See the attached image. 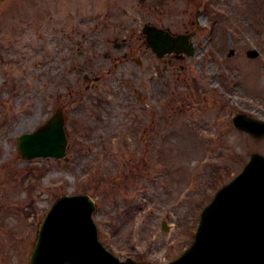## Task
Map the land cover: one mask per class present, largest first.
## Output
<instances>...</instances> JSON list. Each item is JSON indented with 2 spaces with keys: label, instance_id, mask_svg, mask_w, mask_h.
<instances>
[{
  "label": "rangeland",
  "instance_id": "1",
  "mask_svg": "<svg viewBox=\"0 0 264 264\" xmlns=\"http://www.w3.org/2000/svg\"><path fill=\"white\" fill-rule=\"evenodd\" d=\"M145 2L0 0V264H28L43 217L74 193L96 200L107 249L166 264L193 242L215 192L264 154V138L232 122L238 111L264 121V0ZM147 22L193 31L195 55L165 69L146 46ZM58 106L68 120L96 112L73 122L75 137L92 140L71 143L68 167L24 160L18 137Z\"/></svg>",
  "mask_w": 264,
  "mask_h": 264
},
{
  "label": "water",
  "instance_id": "2",
  "mask_svg": "<svg viewBox=\"0 0 264 264\" xmlns=\"http://www.w3.org/2000/svg\"><path fill=\"white\" fill-rule=\"evenodd\" d=\"M147 42L159 56L191 52L186 35L146 25ZM252 57L257 51H249ZM57 112L35 133L20 138L29 158H62L67 139ZM240 129L264 137V121L238 115ZM95 209L87 195L60 197L45 216L30 264H134L120 262L99 243L92 220ZM196 241L183 257L170 264H264V156L254 154L246 169L222 188L205 208Z\"/></svg>",
  "mask_w": 264,
  "mask_h": 264
}]
</instances>
